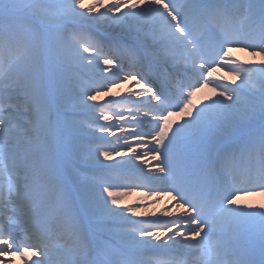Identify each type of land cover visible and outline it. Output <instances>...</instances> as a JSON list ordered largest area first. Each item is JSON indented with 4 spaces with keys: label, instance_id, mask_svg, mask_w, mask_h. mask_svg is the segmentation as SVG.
<instances>
[{
    "label": "snow or ice",
    "instance_id": "6c2138e0",
    "mask_svg": "<svg viewBox=\"0 0 264 264\" xmlns=\"http://www.w3.org/2000/svg\"><path fill=\"white\" fill-rule=\"evenodd\" d=\"M256 196L264 0H0V264H264Z\"/></svg>",
    "mask_w": 264,
    "mask_h": 264
},
{
    "label": "bare ground",
    "instance_id": "6f19581e",
    "mask_svg": "<svg viewBox=\"0 0 264 264\" xmlns=\"http://www.w3.org/2000/svg\"><path fill=\"white\" fill-rule=\"evenodd\" d=\"M235 55L239 56L241 59H251V57L247 53L236 52ZM261 200H264L262 197H250L248 198L249 203H259Z\"/></svg>",
    "mask_w": 264,
    "mask_h": 264
}]
</instances>
